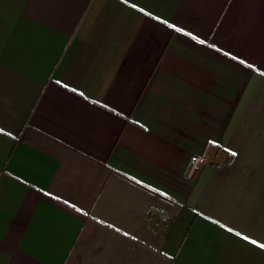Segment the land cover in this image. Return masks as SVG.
<instances>
[{
	"label": "crops",
	"instance_id": "crops-1",
	"mask_svg": "<svg viewBox=\"0 0 264 264\" xmlns=\"http://www.w3.org/2000/svg\"><path fill=\"white\" fill-rule=\"evenodd\" d=\"M261 245L264 0H0V264Z\"/></svg>",
	"mask_w": 264,
	"mask_h": 264
},
{
	"label": "built area",
	"instance_id": "built-area-1",
	"mask_svg": "<svg viewBox=\"0 0 264 264\" xmlns=\"http://www.w3.org/2000/svg\"><path fill=\"white\" fill-rule=\"evenodd\" d=\"M202 161V158H196L195 159V163H194V166H197L198 165V163H200Z\"/></svg>",
	"mask_w": 264,
	"mask_h": 264
},
{
	"label": "snow or ice",
	"instance_id": "snow-or-ice-1",
	"mask_svg": "<svg viewBox=\"0 0 264 264\" xmlns=\"http://www.w3.org/2000/svg\"><path fill=\"white\" fill-rule=\"evenodd\" d=\"M202 42H203V41H202ZM231 155H233V156H236V155H237V153H235V152H232V153H231ZM245 239H247V237H245ZM261 247H262V248H264V245H261Z\"/></svg>",
	"mask_w": 264,
	"mask_h": 264
}]
</instances>
